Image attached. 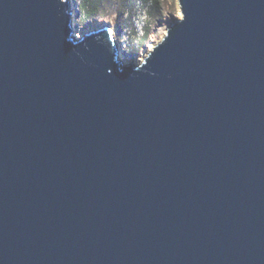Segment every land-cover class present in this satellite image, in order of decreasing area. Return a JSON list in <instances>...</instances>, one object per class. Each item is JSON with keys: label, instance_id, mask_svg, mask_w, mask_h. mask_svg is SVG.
I'll list each match as a JSON object with an SVG mask.
<instances>
[{"label": "water", "instance_id": "water-1", "mask_svg": "<svg viewBox=\"0 0 264 264\" xmlns=\"http://www.w3.org/2000/svg\"><path fill=\"white\" fill-rule=\"evenodd\" d=\"M177 2L124 64L0 0V264H264V0Z\"/></svg>", "mask_w": 264, "mask_h": 264}, {"label": "rangeland", "instance_id": "rangeland-1", "mask_svg": "<svg viewBox=\"0 0 264 264\" xmlns=\"http://www.w3.org/2000/svg\"><path fill=\"white\" fill-rule=\"evenodd\" d=\"M72 6L75 8V0ZM156 5L148 0L145 8L136 3L132 15L118 17V0H101L96 8V16L86 18L74 10L76 21V37L82 38L86 33L108 26L120 49L124 64L132 60L139 64L144 57L165 36L174 19L181 18L177 0H156ZM154 7V8H153ZM145 14L146 12H149ZM120 18V19H119ZM147 33V39L142 37Z\"/></svg>", "mask_w": 264, "mask_h": 264}, {"label": "trees", "instance_id": "trees-1", "mask_svg": "<svg viewBox=\"0 0 264 264\" xmlns=\"http://www.w3.org/2000/svg\"><path fill=\"white\" fill-rule=\"evenodd\" d=\"M150 1L153 2V5H156L157 3L156 0ZM118 2L117 14L118 17L121 18L122 15L131 16L136 3H139L145 8L148 0H118ZM100 3L101 0H75V9L78 12L77 14L86 18H93L94 16H96V8L100 5ZM147 13L148 15H151L150 10L145 14ZM141 39L142 41L147 39V33Z\"/></svg>", "mask_w": 264, "mask_h": 264}]
</instances>
